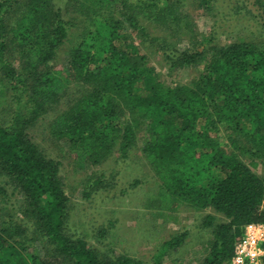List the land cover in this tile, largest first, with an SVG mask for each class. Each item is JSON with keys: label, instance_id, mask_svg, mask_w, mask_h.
I'll list each match as a JSON object with an SVG mask.
<instances>
[{"label": "trees", "instance_id": "obj_1", "mask_svg": "<svg viewBox=\"0 0 264 264\" xmlns=\"http://www.w3.org/2000/svg\"><path fill=\"white\" fill-rule=\"evenodd\" d=\"M149 1L142 7L158 12V23L184 21L178 2ZM219 1L231 0H199V5L206 12ZM158 3L164 6L157 8ZM135 7L126 0H0L2 89L13 91L17 103L12 118L7 117L11 107L0 114V168L30 205L19 207L25 216L18 224L1 222L0 264H163L188 235L187 229L172 232L144 260L115 252L108 239L112 219L95 230L99 249L72 232L61 161L45 154L27 132L49 112V138L53 143L63 139L77 162L94 163L112 149L126 155L145 132L141 151L166 207L178 199L192 211L208 206L228 218L219 223L212 214L202 216L212 238L198 264H225L243 224L264 222V176L251 170L264 166V39H259L264 31L201 51L194 50L197 40L179 51L174 46L165 50L170 46L165 38H151L168 74L203 67L191 86L166 83L141 54L145 39H136L147 33ZM257 10L264 15V5ZM81 20L77 35L69 31ZM73 39L66 62L52 66L60 46ZM206 39L199 44L207 46ZM14 45L20 55L13 57L23 59L20 64L8 56ZM221 132L230 143L218 144ZM245 153L251 155L247 163L240 158ZM171 211L164 216L179 225L178 214Z\"/></svg>", "mask_w": 264, "mask_h": 264}, {"label": "rangeland", "instance_id": "obj_2", "mask_svg": "<svg viewBox=\"0 0 264 264\" xmlns=\"http://www.w3.org/2000/svg\"><path fill=\"white\" fill-rule=\"evenodd\" d=\"M126 1L130 6H136L139 25L143 26L147 33L145 38L143 35H139L136 39L138 42L145 39L141 54L147 55L149 66H153L161 81L166 83L173 81L191 86L201 77L203 67L202 65L186 67L168 74L164 61L159 53L155 52L157 44L151 38H165L170 45L168 48L164 47L165 50H171L174 46L179 51L184 50L190 39L197 40L198 48L194 50L201 51L210 45L220 47L223 44H228V42L235 41L239 35H245L247 38L259 37L264 31L263 27L256 26L255 23L256 21L261 22L260 24L264 26V15L261 10H257L259 5H264V0L259 2L252 0L255 2L253 5L249 4V0H243L244 4L239 0L219 1L217 3L219 5L214 10L206 12L200 7L199 0H166V4L173 1L178 2L182 5L179 10L184 12L180 17L185 23L181 21L171 23L172 25L170 22L158 23L159 20L154 19L158 12H148V9L142 7L148 4L149 0ZM162 4L164 3H158L157 8L164 6ZM75 14V12H69L70 16ZM81 22L83 23L82 20L77 23L80 27L71 28L69 31L77 35L82 29ZM221 31H225V33ZM209 32H213V38H208ZM169 33L173 36L167 37ZM204 39H206L205 45L207 46L199 44H203ZM259 39H264V36H260ZM172 42H176V45H173ZM64 43L60 46L57 56L52 62V66L55 68H61L66 62L67 52L75 43V39L70 44L68 41ZM160 45L161 43H159ZM17 48L16 45L10 47L8 56L20 64L23 59L13 57L20 55ZM5 81L0 76V114L8 111L11 107L12 113L8 111L7 114L10 119L13 117L14 107L17 106V103L12 98L13 91L4 92L2 89L6 84ZM24 112L26 115L27 109H24ZM50 116L49 112L46 116L37 118L38 122L32 128H28L27 132L32 140L43 148L45 154L61 161V174L69 196L72 232L75 231L83 236L87 242L99 249L101 246L95 241V230L97 231V227L107 219H112L114 225L108 239L114 245L115 252L136 259L147 260L149 258L150 260L152 254L160 248L158 244L168 239L172 232L187 229L188 235L181 246L176 251L173 250L170 256H166L163 259V264H198L202 260L208 252L206 241L212 238L210 228L201 223L202 216L212 214L219 223L227 222L228 218L208 206L203 211H192L189 206L178 199L177 202L174 201L170 205L171 207H166L168 203L161 201L162 192L155 183L152 165L141 151L145 132L136 136L138 144L136 147H130L126 155L112 149L99 161L93 160L94 163L88 161L91 159L82 160L81 158L77 162L69 150L70 146L68 147L63 139H60L58 143H53L49 138L46 124L50 121ZM123 117L121 116V118ZM217 141L219 145L230 143V140L226 141L223 132ZM244 143L247 149L249 144ZM226 151H229V147H226ZM250 157L249 153H245L240 158L247 163L251 160ZM81 161L82 164H80ZM251 170L259 176H264V166L262 165L253 167ZM217 174L219 173L215 171V175ZM96 178H99L100 181ZM134 181L136 182L133 184ZM0 187L2 189L0 191V224L5 220L18 224V221L25 216L21 210L19 211V207L27 210L30 205L27 204L18 184L1 168ZM170 210L178 214L179 225L172 224L164 216ZM246 224H243V227Z\"/></svg>", "mask_w": 264, "mask_h": 264}, {"label": "built area", "instance_id": "obj_3", "mask_svg": "<svg viewBox=\"0 0 264 264\" xmlns=\"http://www.w3.org/2000/svg\"><path fill=\"white\" fill-rule=\"evenodd\" d=\"M225 264H264V222H249Z\"/></svg>", "mask_w": 264, "mask_h": 264}]
</instances>
